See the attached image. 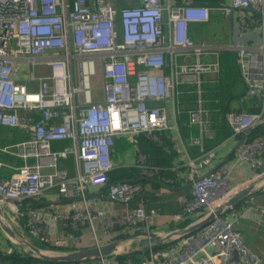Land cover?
Masks as SVG:
<instances>
[{
	"label": "built area",
	"instance_id": "built-area-1",
	"mask_svg": "<svg viewBox=\"0 0 264 264\" xmlns=\"http://www.w3.org/2000/svg\"><path fill=\"white\" fill-rule=\"evenodd\" d=\"M213 11L227 20L226 41L218 45L195 41L190 28L208 23ZM220 50L233 52L245 94L255 98L258 110L226 113L229 136L203 150L214 136L212 109L206 103H218L203 97V79L219 75ZM98 67L100 99L92 95ZM181 104L191 106L188 123L198 130L190 142L183 141L178 130ZM260 125H264V0H221L211 7L195 0H0V127H19L27 135L0 145L1 154L22 163L10 167L0 160V199L16 218L28 216V234L39 243L66 245L56 238L58 223L86 227L96 245L98 230L114 240L121 233L150 229L160 214L146 211L142 200L133 205L139 186L106 182L115 168L112 151L117 140L135 143L140 133L153 140L158 132L176 133L178 152L185 154L188 166L187 174L180 169L176 174L190 187L191 197L180 199L184 215L176 214L170 221L178 223L191 214L202 218L237 187L229 185L231 164L199 175L197 162L212 160L219 146L241 140L236 159L258 171L264 141L261 135L250 134ZM56 143L67 144L56 148ZM187 143L200 148L195 159L189 157ZM133 150L140 177L157 176L160 167L147 164L137 147ZM69 157L73 174L60 164ZM8 168L13 172L3 175ZM259 190L248 197L249 204ZM48 193L69 202L65 211L54 203L41 209L21 206L25 199L42 200ZM104 201L119 209L109 213L99 206ZM225 212L180 237L172 253L153 252L151 246L149 258L127 264H263ZM228 214L239 216L237 210ZM70 237L75 243L80 240ZM111 259L101 258L98 264H118Z\"/></svg>",
	"mask_w": 264,
	"mask_h": 264
},
{
	"label": "trees",
	"instance_id": "trees-1",
	"mask_svg": "<svg viewBox=\"0 0 264 264\" xmlns=\"http://www.w3.org/2000/svg\"><path fill=\"white\" fill-rule=\"evenodd\" d=\"M221 0H195V4L205 5L208 7L217 5ZM211 20L204 24L193 26L190 29V36L195 40L199 41L200 30L205 27H211L214 30V22H218L221 17L218 14L211 12ZM220 18V19H219ZM216 19V20H215ZM223 19V18H222ZM221 19V20H222ZM208 37H215L214 33L210 30L207 33ZM217 60L219 62L220 73L217 77L214 78H204L203 85L204 94L203 97L207 100L218 99V103H213V101H207L206 106L212 109L211 115V125L213 129L214 136L208 139L204 143L203 150L209 149L212 146L220 144L224 139H226L230 134V128L226 122V113L230 111L235 112H255L258 110V105L255 98L248 97L245 94V88L239 73L238 66L236 64L234 54L228 50H220L217 56ZM248 104H252V106H247ZM181 109L183 112L181 113L178 119V130L180 136L183 141L190 142L191 137L197 136L198 130L195 126H191L188 123L187 119V110L191 108L190 105L185 106L181 104ZM35 117L39 119V115L35 114ZM264 134V125H260L252 131L250 134L251 137H257ZM157 140H153L152 137L146 136L143 133H140L136 136L135 143L132 140H117L116 150L113 161L119 160V157L126 151L132 150L134 146L138 147L139 153L145 156V162L149 165L160 167L159 173L157 176L153 178L157 181H161L166 183L168 186L163 187L158 182H154L152 180H136L140 177L139 168L136 165L137 153L134 151L135 160L133 163L126 167L116 166L112 171L107 174V184L121 181L123 179H134L133 185L139 186V192L137 194L136 199L132 202L135 205L139 200H142L144 203V207L149 209H158L167 210L169 213V220L171 217L176 214L184 215L183 207L176 202L170 201V199H174L175 195L179 196L183 191L186 193L184 197H191V190L189 186L182 185L183 183L177 177V169H172L171 166L173 164V159L179 156V153L176 148H174L173 143L170 142L171 133L170 131H162L156 134ZM27 138L25 132H23L22 128H4L0 127V145H8L13 144L15 142L24 140ZM189 139V140H188ZM61 146V145H60ZM186 149L188 153L193 157L197 156L201 153L200 148L196 145H192L187 143ZM113 154V153H112ZM0 160L3 162H11V158L7 155L0 153ZM61 167L66 169L70 174L75 172L74 161L72 157L68 159L62 160L60 163ZM119 164V163H118ZM179 170V169H178ZM3 175L6 173L1 171ZM99 192V195L102 196V193L106 192V188H102ZM262 192L259 190L254 195ZM172 193V194H171ZM174 194V195H173ZM164 195H168L164 196ZM42 200H30L25 199L22 201L21 206L27 207L28 209H41L48 206L50 203ZM67 204L69 202L66 201ZM155 207V208H151ZM18 223L20 226L24 228L26 233H28L26 223L28 221V216L23 214L22 216H17ZM64 235L70 236H79L82 231V226H78L76 229H73L71 226L61 227ZM29 237V235H27ZM126 235L121 233L115 237L122 238ZM113 237V238H115ZM4 240L2 234L0 233V244H4L2 242ZM169 243L159 244L154 246L152 249L153 252H166L169 249ZM38 246L47 247V245L40 243ZM52 249L55 250H68L73 248L71 245L55 247L51 246ZM149 258V251H143L135 254H127L122 256H117L113 259L114 262L118 264H127L130 263H139L145 259ZM0 263L2 264H64L59 262L52 261H43L36 257L22 254L17 252L13 246L10 245V248L4 252L0 249ZM79 264V263H78ZM80 264H95L92 262H84Z\"/></svg>",
	"mask_w": 264,
	"mask_h": 264
},
{
	"label": "crops",
	"instance_id": "crops-1",
	"mask_svg": "<svg viewBox=\"0 0 264 264\" xmlns=\"http://www.w3.org/2000/svg\"><path fill=\"white\" fill-rule=\"evenodd\" d=\"M247 106H252V104H248ZM23 130V129H22ZM24 132V130H23ZM171 139L170 142L173 143L174 148L179 150V144H178V139L176 136V133L174 131H171ZM261 138L264 141V134L261 135ZM120 140V139H119ZM123 140V139H121ZM237 142L235 141H228L225 144L219 146L216 150V157L212 160L208 159H201L200 161L197 162V171L199 175H205L209 172H211L214 168L218 167L221 163L222 160L227 156V154L230 152V150L236 145ZM67 143H56L54 144V147L56 148H61L65 146ZM61 145V146H60ZM134 151V150H133ZM179 153V152H178ZM132 150L124 152L118 160L119 164H122L123 162H126L127 166L131 165L134 160L132 154ZM235 152L231 155L229 160L226 163H229L232 165L231 171L229 172V185L230 187H237L235 191H237L239 188L243 187L248 183L250 180L257 178L259 175L264 174V151L262 153L261 159H260V169L258 171H253L251 170L246 163L240 162L236 159L235 157ZM189 157L195 159L197 156H191L188 153ZM187 162V157L183 152L179 153V156L175 159H173V164L171 166L172 169H180L182 171V174H187L188 173V166H186ZM8 163L10 167L12 166H20L22 163L21 161H15L11 160V162H6ZM116 167V166H115ZM6 173V176L10 175L13 172V169L8 168L4 170ZM184 185L185 183L182 182ZM188 186V185H184ZM234 191V192H235ZM262 192L254 195V203L249 204L248 203V197H245L243 200H241L239 203H237L234 207L226 209L225 212V218L228 219L231 223L232 226L235 230H237L243 239L244 244L246 247L253 252L258 258L262 261L264 264V190H261ZM186 192L183 191L179 196L174 197V199H170V201L176 202L179 204L180 199L186 195H184ZM172 194V193H171ZM174 195V194H173ZM45 202L47 203H54L55 206H58L61 210L65 211V208H67V203L66 201L59 199V196L56 195L55 193H48L47 196L45 197ZM249 204V205H248ZM100 207L104 208L105 210L109 209V213H113L114 211H117L116 209H119L118 206L114 207H109L106 201H104L102 204L99 205ZM145 208V207H144ZM155 208V207H151ZM146 211H148L147 207L145 208ZM150 210V209H149ZM159 212V216L153 221L150 230L151 231H170V230H179L184 227H187L188 225H191L192 223L196 222L198 219L196 215H187L186 218L178 223H172L169 220V213L167 210H160L159 208L156 209ZM230 210H237L239 213V216L236 218L231 217L228 212ZM205 212V211H204ZM17 223H18V218H16L14 215H10ZM11 225V228L19 234L18 228L15 225ZM18 225H20L18 223ZM58 235H56L57 239L64 240L66 242L65 246L71 245L73 248H70L68 250H58V251H71V250H77L80 248L84 247H90L96 245L94 240L91 237V234L87 228H82V231L80 232V240L78 243L73 242L69 235H64L62 232V223H58ZM177 227V228H176ZM26 232V231H25ZM0 233L2 234L4 240L2 242L4 243L3 245L0 244V249L2 252L5 253L7 249L10 248V245L17 250V252L22 253V254H27L25 251L23 252L21 249L15 247L2 233L0 230ZM25 235H29L28 233H25ZM98 244H103L106 243L110 240V236H105L101 230H98ZM27 239L29 240L30 243H32L34 246L42 248V249H47V250H55L52 249V247L48 246L47 247H40L38 244L37 239L26 236ZM118 238V237H117ZM116 238V239H117ZM32 239V241L30 240ZM178 239L171 240L167 243H169L170 247L166 252L172 253L174 248L178 244ZM38 243V244H37ZM140 245V242L138 243ZM154 244V243H153ZM137 245V243H136ZM131 246V245H130ZM158 253V252H157ZM29 255V254H27ZM113 260V259H112ZM99 260L93 261L92 263L98 264ZM2 264V263H0ZM228 264H236V263H228Z\"/></svg>",
	"mask_w": 264,
	"mask_h": 264
},
{
	"label": "water",
	"instance_id": "water-1",
	"mask_svg": "<svg viewBox=\"0 0 264 264\" xmlns=\"http://www.w3.org/2000/svg\"><path fill=\"white\" fill-rule=\"evenodd\" d=\"M242 141H237L236 145L230 150L227 156L222 160L221 163H225L229 160L231 155L236 151L239 144ZM138 180H152L154 182H158L163 187H168L166 183L157 181L154 179L139 177ZM122 182L133 183L134 179H123ZM264 187V174L259 175L257 178L250 180L246 185L239 188L237 191L233 192L225 201L218 204L213 208L212 211L206 212L205 215L198 219L196 222L188 225L179 230H170V231H151L148 230H138L135 231L125 237L117 238L114 240H109L106 243L98 244L90 247H84L77 250L71 251H58L47 249H42L34 246L27 239V235H25V230L22 226L18 225V223L7 213L6 207L0 199V230L3 235L17 248L21 249L23 252L29 254L30 256L36 257L43 261H52L59 262L64 264H80L84 262H93L100 260L101 258H115L117 256L127 255V254H135L139 252L146 251L151 246H156L159 244L167 243L171 240L180 239L184 235L195 232L209 223L215 216L222 214L226 209L234 207L237 203L243 200L245 197L250 196L255 191ZM4 208L5 210H3ZM6 217L9 220V223L6 221ZM15 225L18 228L19 234L16 233L11 225ZM142 237L147 240L145 245L140 248L134 249L132 251H121L126 243L129 241ZM154 243V244H153Z\"/></svg>",
	"mask_w": 264,
	"mask_h": 264
},
{
	"label": "rangeland",
	"instance_id": "rangeland-1",
	"mask_svg": "<svg viewBox=\"0 0 264 264\" xmlns=\"http://www.w3.org/2000/svg\"><path fill=\"white\" fill-rule=\"evenodd\" d=\"M221 19L218 22H214L212 24V25H214V30L211 27H205V28L200 30V32H199L200 37L198 39L199 42L205 41V42H208V43H210L212 45H218V44H222V43H224L226 41V39H227L226 38V34H227V31H226V29H227V20H225V19L221 20ZM210 30L214 33L215 37H208L207 36L208 35L207 33H209ZM100 87H101V79H100V73H99V67H98L97 69H95V75L92 78V95L96 99H100L101 98ZM116 145H117V142H116L115 147L113 148V151H112V153H113L112 154V159H115L114 155H115ZM135 147L136 146H134L133 149ZM133 149H132V154H134ZM137 149H138V147H137ZM132 160H135V156H133ZM113 163H114V167L115 166H120V167H126L127 166L126 162H123L122 164H118L117 161H113ZM2 209L5 210L6 208L5 209L2 208ZM6 211H7V209H6ZM7 213L9 215H12V213L10 211H7ZM6 221L9 223V220L7 219V217H6ZM84 228H86V227H83V229ZM30 240L32 241V239H30ZM135 246H136V243L134 242V243L131 244L130 248H134ZM146 249H148V248H146Z\"/></svg>",
	"mask_w": 264,
	"mask_h": 264
},
{
	"label": "bare ground",
	"instance_id": "bare-ground-1",
	"mask_svg": "<svg viewBox=\"0 0 264 264\" xmlns=\"http://www.w3.org/2000/svg\"><path fill=\"white\" fill-rule=\"evenodd\" d=\"M134 242L137 243V245L134 248H130L131 247L130 245ZM139 242H140V245L138 244ZM146 242H147V240L142 238V237L135 238V239L129 241L128 243H126L124 245V247L121 249V251H127V252L132 251L134 249L142 247L143 245H145Z\"/></svg>",
	"mask_w": 264,
	"mask_h": 264
}]
</instances>
